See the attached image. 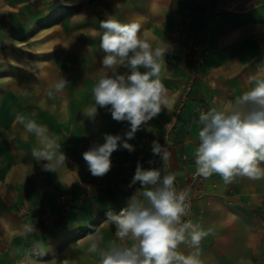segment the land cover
<instances>
[{
	"label": "crops",
	"instance_id": "1",
	"mask_svg": "<svg viewBox=\"0 0 264 264\" xmlns=\"http://www.w3.org/2000/svg\"><path fill=\"white\" fill-rule=\"evenodd\" d=\"M90 5L97 16L90 20L89 48L60 50L68 56L67 64L3 63L6 50L0 47V264H100L99 251L107 250L111 242L128 245L129 241L115 236L114 225L104 223L107 215L91 227L89 223L99 216L97 201L107 203L102 208L105 213L119 214L134 196L144 199L139 182L129 186L137 163L144 169L158 168L162 176L170 171L184 182L196 170L195 107L203 104L208 110H229L237 97L254 86L250 77L264 75V0H91ZM20 6L25 17L34 15L33 0H0V17L6 15L4 26L0 25V44L27 29L22 18L18 21L13 14ZM106 14L121 23L138 22L142 39L153 48L167 50L161 79L171 104L128 141L135 151L121 147L113 152L123 172L109 171L111 177L102 178L100 186L82 154L102 144L105 133L123 136L130 128L127 121H115L106 108H98L94 119L83 113L94 105L93 86L109 74L102 67L106 53L100 48L103 30L99 25ZM202 27L206 29V61L201 75L195 77L185 53L192 33ZM118 71L129 70L121 67ZM61 76L69 84L49 98L48 91ZM17 114L47 126L61 143L66 161L57 173L45 171L47 161L33 157L36 137L16 121ZM180 129L185 136L178 142L174 138ZM154 140L167 147L168 160L152 153ZM184 151L188 154L185 163L180 157ZM205 182L201 197L191 202L189 217L210 234L188 255L198 254L201 264H264V179L238 177L225 184L213 174ZM65 194L79 205L74 223L43 225L61 212ZM41 220L43 224L38 225ZM48 228L53 235L43 242L44 251L23 260L24 248L34 245ZM97 232L102 239L98 251L92 253L88 249ZM67 233L74 234L73 238ZM184 249L181 244L178 250Z\"/></svg>",
	"mask_w": 264,
	"mask_h": 264
},
{
	"label": "clouds",
	"instance_id": "2",
	"mask_svg": "<svg viewBox=\"0 0 264 264\" xmlns=\"http://www.w3.org/2000/svg\"><path fill=\"white\" fill-rule=\"evenodd\" d=\"M99 27L103 30L100 48L106 53L102 67L109 74L93 86L94 105L83 113L94 119L98 108H106L115 121H127L130 128L123 136L105 133L102 144H95L82 154L94 177H102L111 170L110 158L118 148L135 151L128 141L171 104L161 79L167 50L153 48L142 39L141 25L136 21L121 23L106 14ZM121 67L129 71L121 74L118 71ZM250 82L254 86L237 97L231 109L212 107L200 113L199 144L194 150L197 175L207 179L217 174L225 184L235 182L238 177L264 179V75L250 77ZM68 84L61 76L53 90L48 91V97L62 93ZM15 119L36 137L38 146L33 148L32 155L37 161H47L45 171L56 172L65 164L61 143L49 134L47 126L23 114H17ZM151 151L162 161L170 155L158 140L152 141ZM175 180L174 174L162 176L158 168L144 169L137 163L129 186L139 182L144 199L134 196L126 209L119 214L109 212L104 222L115 226L118 240L130 243L125 246L111 242L107 250L99 251L100 264H201L198 254L185 255L178 249L181 244L198 247L210 232L191 221L182 222L188 211L187 193L177 192ZM91 239L88 250L95 253L102 236L97 232Z\"/></svg>",
	"mask_w": 264,
	"mask_h": 264
},
{
	"label": "rangeland",
	"instance_id": "3",
	"mask_svg": "<svg viewBox=\"0 0 264 264\" xmlns=\"http://www.w3.org/2000/svg\"><path fill=\"white\" fill-rule=\"evenodd\" d=\"M20 1V0H18ZM49 2L47 5L46 3ZM91 0H46V3H42L41 0H33L34 3V15L31 17H25L21 11H23V7H17L13 11L15 18L18 21L23 20V25H26V30H19L17 36L12 38V40L8 43H1L0 47L5 49L6 54L2 56L3 63L8 62V60H12L14 62H22V60H30L33 61L37 65H52V64H67L69 58L68 56H63L60 53V50L74 49V48H89V36H90V28H91V17H96V10L91 9L90 5ZM46 5V6H44ZM41 7H47L42 10ZM101 10L99 9V12ZM6 16V15H5ZM4 15L0 17V25L4 26ZM100 17V15H99ZM24 32V33H22ZM26 32V37L24 36ZM23 37L25 39L23 40ZM186 54V53H185ZM71 59V58H70ZM184 131L183 129L177 131L175 140L178 142L183 141L185 133H181ZM198 142V141H197ZM199 144V143H198ZM187 154L185 151L180 154L181 159L186 162L187 157L184 159L183 154ZM111 172L115 175H120L123 172V166L119 164L117 158L112 154L111 156ZM125 166V165H124ZM134 171V169L132 168ZM131 170V171H132ZM196 170L186 177L184 182H180L177 177L174 183V187L177 192L185 191L187 193L186 203L188 204V211H191V202L198 198L203 194L205 178L201 176L195 175ZM173 174L170 171L165 173L164 175ZM110 172L102 177H94L99 182L100 186H103L101 183L102 178H108L110 176ZM69 195H63L61 197V212L57 213L53 219H48L44 224L41 220L39 224H43L45 226L49 225V222L53 223L54 227L60 224H71L74 223L75 215L77 212L75 209L78 208V203H71L72 197H68ZM107 206L105 202L97 201V207L99 208V216L89 223L91 227L98 224L101 218L107 213L102 209ZM103 213V214H100ZM183 218V217H182ZM195 222V221H194ZM196 224V223H195ZM53 235L52 228H48V230L44 231L37 241H34V245L29 243V247L24 248L23 255L21 258L23 260H28L30 257L38 256L43 251L45 246H43V242L50 239ZM64 235V234H62ZM66 235L73 238L74 234L67 233ZM57 239V238H56ZM32 245V246H31ZM47 251V250H46ZM182 253L188 255L189 246L185 244L184 250H179Z\"/></svg>",
	"mask_w": 264,
	"mask_h": 264
},
{
	"label": "built area",
	"instance_id": "4",
	"mask_svg": "<svg viewBox=\"0 0 264 264\" xmlns=\"http://www.w3.org/2000/svg\"><path fill=\"white\" fill-rule=\"evenodd\" d=\"M205 35H206V29L204 27L194 31L191 35V42L187 47L185 54V60L187 61V63L189 62L188 64L193 69L192 71L195 77H199L201 75L203 66L206 61ZM202 111L204 112L208 111L205 105L200 104L195 107L194 121L198 129L201 128V125L199 124L198 121H199V115ZM197 141L199 143L198 138ZM186 157L187 154L184 153L183 158L185 159ZM195 175L197 174L195 173ZM200 179H202V177H200ZM259 205H261V202L259 203ZM189 221L195 224L194 220H192L189 217V212H187V214L182 218V222H189ZM189 249L191 251H195V248L193 247L189 246Z\"/></svg>",
	"mask_w": 264,
	"mask_h": 264
}]
</instances>
